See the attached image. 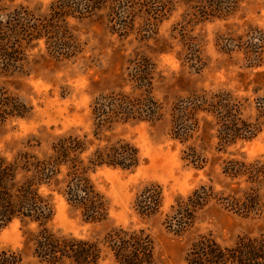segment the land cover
<instances>
[{
    "label": "trees",
    "instance_id": "obj_1",
    "mask_svg": "<svg viewBox=\"0 0 264 264\" xmlns=\"http://www.w3.org/2000/svg\"><path fill=\"white\" fill-rule=\"evenodd\" d=\"M239 0H53L47 13L36 15L24 6L5 8L0 1V76L11 77L24 71L28 53L43 41L45 55L56 62L68 61L81 47L68 20L106 21L118 34L127 30L134 18H140L139 41L172 11L177 3L186 7L185 15L208 19L226 17L237 8ZM120 11V12H119ZM116 13H118V18ZM116 19V20H115ZM113 26L115 28H113ZM184 59L196 58L198 42L180 30ZM219 51L232 59L241 54L246 67L261 64L264 33L249 28L240 34L229 32L219 39ZM161 47L160 49H164ZM130 80L139 93L110 92L94 100V128L89 135L62 136L41 149L38 141L14 155L0 153V229L18 221L29 228L26 244L31 255L44 264H99V241L75 238L53 231V193L80 212L86 222L104 221L107 202L94 187L90 175L98 168L120 170L136 168L141 157L138 149L124 139H116L115 129L139 122L167 121L172 139L186 145L181 159L195 168L207 164L202 155L213 149L224 152L238 140H250L264 126V99L256 101L254 122L242 117L243 102L231 93L192 90L167 107L151 92L148 68L151 63L143 54L134 53ZM149 66V67H148ZM17 96L0 87V123L8 118H23L29 113ZM29 141L27 142V144ZM27 146V145H26ZM221 176L227 180L215 192L211 185H200L185 199L171 207L166 227L177 236L188 233L197 213L218 201L230 212L244 218L264 215V163L224 158ZM161 207V189L157 184L145 186L134 202L142 217H149ZM104 243L117 264H156L153 246L142 230L117 229L104 237ZM186 264H264V228L257 235L237 236L233 245L224 246L210 234L193 240L185 256ZM0 264H22L19 253L0 251Z\"/></svg>",
    "mask_w": 264,
    "mask_h": 264
},
{
    "label": "rangeland",
    "instance_id": "obj_2",
    "mask_svg": "<svg viewBox=\"0 0 264 264\" xmlns=\"http://www.w3.org/2000/svg\"><path fill=\"white\" fill-rule=\"evenodd\" d=\"M0 1L5 8L20 5L36 15H44L53 0ZM185 13V5L177 3L140 42L139 33H144L142 26L138 27L141 19L137 17L125 31L121 30L118 20V34L104 20L67 19L81 47L75 58L56 62L45 55L44 43L40 41L37 48L29 51L22 73L0 76V87L30 108L25 117L8 118L0 123V153L10 157L36 141L44 149L56 138L67 135H89L90 138L94 128V100L112 91L139 93L129 78L136 52L149 59L152 66H148L147 73L152 78V95L167 107L192 90L224 91L243 102L242 117L254 122L256 101L264 99V52L260 65L246 67L240 53L230 59L219 51V39L229 32L240 34L249 28L264 33V0H239L235 11L226 17L202 20ZM182 29L198 42L196 58L190 61L183 56L185 47L179 34ZM169 133L166 120L117 127L116 139L134 145L141 162L132 170L101 167L90 175L95 189L107 202V218L97 223L86 222L62 195L53 193L54 216L49 223L52 230L99 241V264H117L104 243V237L117 229L142 230L147 234L156 264H186V253L199 235L210 234L221 245L231 246L239 235L255 236L261 232L264 215L244 218L218 201L199 211L193 228L182 236L170 232L165 224L177 200L185 199L200 185H211L215 192L228 194L223 188L227 180L220 173L224 158L264 163V126L252 139L238 140L224 152L211 149L204 153L202 156L208 162L201 169L181 159L186 145L172 139ZM149 184L159 185L161 207L154 215L142 217L135 210L134 202ZM31 227L14 221L0 229V251L19 253L22 264H44L31 255L25 242Z\"/></svg>",
    "mask_w": 264,
    "mask_h": 264
}]
</instances>
